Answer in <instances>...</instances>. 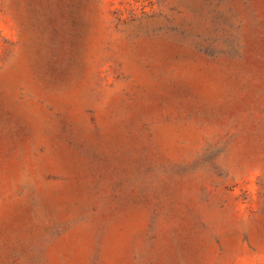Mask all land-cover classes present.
Masks as SVG:
<instances>
[{"label": "rangeland", "instance_id": "374dc122", "mask_svg": "<svg viewBox=\"0 0 264 264\" xmlns=\"http://www.w3.org/2000/svg\"><path fill=\"white\" fill-rule=\"evenodd\" d=\"M0 264H264V0H0Z\"/></svg>", "mask_w": 264, "mask_h": 264}]
</instances>
